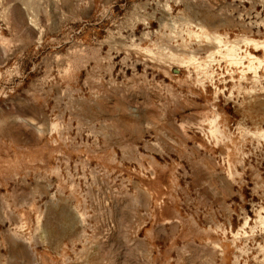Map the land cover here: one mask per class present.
<instances>
[{"label": "rangeland", "instance_id": "rangeland-1", "mask_svg": "<svg viewBox=\"0 0 264 264\" xmlns=\"http://www.w3.org/2000/svg\"><path fill=\"white\" fill-rule=\"evenodd\" d=\"M0 264H264V0H0Z\"/></svg>", "mask_w": 264, "mask_h": 264}]
</instances>
